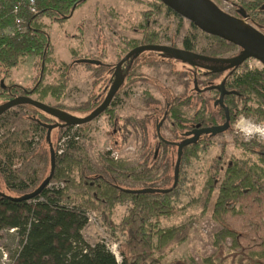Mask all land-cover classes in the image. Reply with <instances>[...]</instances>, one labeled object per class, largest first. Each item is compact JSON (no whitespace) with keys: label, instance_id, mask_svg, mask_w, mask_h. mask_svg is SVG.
Segmentation results:
<instances>
[{"label":"trees","instance_id":"16d2710c","mask_svg":"<svg viewBox=\"0 0 264 264\" xmlns=\"http://www.w3.org/2000/svg\"><path fill=\"white\" fill-rule=\"evenodd\" d=\"M88 1L34 0L35 10L31 12L29 0H0V105L15 98L31 97L36 93L41 96L49 94L55 100H60L68 87L70 75L78 66H84L91 76H94L93 85H96L100 73L108 67L104 62V50L99 56L91 59L84 58L72 50L69 64L56 65L50 37L54 24L61 25L70 20L75 11ZM235 6L238 13L250 14L247 23L256 29L259 24H264V19L258 18L259 14L264 15V2L237 0ZM163 14L181 19L155 1L149 10L142 13L143 23L138 29L143 37L139 41L121 39L124 49L159 45L157 43L160 35L150 30V25ZM110 17H117V14L110 12ZM16 18L21 21L19 26L15 24ZM98 23L99 20L96 19V27H99ZM192 28L197 31L193 25ZM78 32H82L81 27ZM76 37L77 35L70 36ZM208 37L211 40L210 45L198 54L209 58H223L224 55L237 50L232 44ZM194 39L185 37L181 48L197 53L193 45ZM100 41L99 30L96 46H99ZM170 46L180 48L175 43ZM239 53L240 50L230 58ZM141 55L125 68L124 82L103 114L114 116L117 96L127 80L137 77L135 64ZM160 56L186 67L188 71L185 75H189L186 87L192 85L191 94L166 98L162 109L165 116L170 117L174 131L182 134L181 142L184 134L193 128L225 123L224 110L217 106L216 113L213 112L215 110L210 111L206 99L201 94L204 90L215 92L214 103L220 94L216 88L223 81L226 90L233 92L223 98L230 126L241 115L257 122L264 121L263 67L252 69L243 63L236 69L220 73L214 71L220 68L216 64L196 61L189 65L161 53ZM28 59L34 60L32 66L35 71V84L31 88L19 86L11 80L12 72L24 65ZM86 60L96 63H85ZM52 71L58 74L59 80L53 85H48L46 80ZM112 71L111 85L115 78L114 67ZM201 71H205V74H201ZM225 73L226 76L218 85L217 79ZM201 76L206 79L205 82L199 81ZM200 85L204 88L200 89ZM103 101L104 99H96V96H93L79 111L82 114L91 111V114ZM192 101L200 106V117L186 119L178 107L191 106ZM141 102L145 107H161L160 103L148 94ZM17 108L28 110L31 115L21 114L19 111H8L0 115V132L7 131V137L0 143V177L7 190L14 194L11 196L0 192V232L14 230L20 236L15 264H164L155 258L154 253H162L171 245L181 244L187 239L194 225L193 220L187 219L180 225L169 228L162 226L163 220L177 215L184 208L180 209L175 204L179 197V182L174 186V174L173 178L170 176L172 163L169 153L171 149L177 148L176 166L178 145L160 139L162 155L159 160L160 151L148 147L147 126L152 116L127 122L133 127L138 126L144 137L143 147L146 150L144 149L134 161L119 162L111 158L110 152L99 154L93 160L82 161L77 156L79 150L73 142L78 136L67 139L63 152L58 155V144L69 133L53 147L51 134L56 129L50 132L49 140L47 133L48 126L53 125L55 118L30 105H20ZM55 108L59 109V106ZM67 128L70 130V127ZM38 131L45 133L44 141L49 148L48 157L42 150H31L34 143L31 138L27 140L29 135L32 136ZM209 138L213 137L204 135L194 144L185 146L182 149L180 164L189 157L196 156L200 141ZM235 144L249 156H254L255 160H229L221 167L218 164L213 168V173L209 174L201 196L192 199L188 204L201 206L209 211L212 220L220 228L213 238L215 252L205 260L206 264H264V142L236 141ZM51 149L55 153V168L48 186L32 200H11L32 193L50 176ZM19 150L23 152L19 153ZM221 160L222 158H219L217 162ZM47 162L50 164V173L45 177L44 166ZM71 165L79 168L77 184L73 183L68 172ZM123 204L128 205L127 216L116 224L112 220L114 207ZM89 211L99 212L102 224L111 235L120 234L124 237V243L118 250L120 261L103 243L90 246L83 240L81 233L88 224ZM165 264L188 263L175 261Z\"/></svg>","mask_w":264,"mask_h":264},{"label":"rangeland","instance_id":"374dc122","mask_svg":"<svg viewBox=\"0 0 264 264\" xmlns=\"http://www.w3.org/2000/svg\"><path fill=\"white\" fill-rule=\"evenodd\" d=\"M155 1L158 0H141L140 2L89 0L75 11L70 20L61 25L54 24L50 30V37L54 47L56 65L60 63L69 64L72 50L88 59L99 56L100 52L104 50V62L108 67H105V70L100 73L96 85H93L94 76L92 77L84 66H78L70 75V82L60 100H55L49 94L41 96L39 93L33 94L30 98L51 107L59 106L60 111L77 118L88 116L91 111L82 114L79 108L93 96H96V99H105L108 90L112 86L110 81L113 77V67L130 51L124 49L121 39L141 40L143 36L138 26L143 23L142 13L149 10L150 5ZM213 2L219 9L229 15L236 12L235 4L237 0H213ZM110 12L117 14V17H110ZM96 19L99 20V27H96ZM80 27L82 28L81 33L78 32ZM99 30L101 31V41L99 46H96ZM150 30L160 35V40L157 43L159 45L170 46L175 43L181 48L185 37L195 38L193 45L199 53L204 51L211 43L207 35L193 29L188 21L172 15L163 14L156 18L150 25ZM73 35H77V37L70 38ZM238 51L237 48L236 51L224 55L223 58H230L236 55ZM33 63L34 60L28 59L24 65L15 69L11 76L12 82L25 88H31L35 84ZM245 64L252 69L262 67L255 60H248ZM135 65L137 67L135 74L137 77L133 78L134 80H127L121 93L117 96L114 116L110 117L107 114H102L89 124L79 127L72 126L69 128L70 130L67 127L54 130L51 134L53 147L59 143V140L66 133H69L72 138L78 136L77 141L73 140V142L79 150L77 156L82 161L93 160L99 154L110 152L111 158L114 160L130 163L144 152L145 148L143 147L144 137L141 129L138 126L133 127L127 122H134L135 119L141 120L149 116H152V118L147 126L148 147L154 151H160L158 154L159 160L162 155L160 138L168 142L180 143L182 134L179 135L174 131L170 117H166L162 109L166 103V98L191 94L192 85L189 88L186 87L189 75H185V72L187 73L188 69L181 63L160 56V53L157 52L142 53ZM200 73L205 74V71ZM226 74L217 79L218 85ZM58 80V74L52 71L46 83L53 85ZM199 81L205 82L206 79L201 76ZM202 87L203 85L199 86L200 89ZM146 94L155 98L161 107L154 108L142 105L141 101ZM201 94L207 101L208 109L210 111L215 110L213 112L216 113L217 109L213 106L216 93L204 90ZM195 103V101H192L191 106L178 107L184 118L200 117L198 115L200 106L195 105ZM10 111L16 113L19 111L21 114L31 115L28 110H18L17 107ZM53 120L52 124L57 123L56 119ZM233 125L230 126L227 132L219 136L207 140L202 139L196 156H191L180 164L178 171L179 197H177L179 199H176L175 204L178 208L184 209L177 215L163 220L162 226L166 228L177 226L187 219L193 220L194 225L183 243L171 245L162 253H154L155 258L160 259L162 263L182 261L188 264H206L205 260L213 256L215 252L213 238L220 229L219 225L212 220L209 211L204 210L201 206H190L188 204L192 199L201 196L209 174L213 173V168L218 164L221 167L226 165L229 160H247L249 158L255 160L254 156H249L235 144L236 141H244L235 133ZM6 137L7 131L0 132V143ZM30 138L34 143L31 150H42L48 157L49 148L44 141L45 133L38 131L35 134L33 133L32 136L29 135L27 140ZM18 152L23 151L19 150ZM176 152L177 148H174L169 153L172 163L171 178H173L175 171ZM219 158H222V160L217 162ZM17 167L18 165L14 169ZM44 168V176L47 177L50 173L49 162L45 164ZM68 172L73 183L77 184L79 182V168L71 165ZM0 192L6 195H14L7 190L1 177ZM127 209V204L116 205L112 214L113 222L118 224L126 218ZM81 234L88 245L93 246L97 243H103L117 257L118 261L121 260L118 250L124 243V237L120 234L111 235L102 224L99 212H88V224ZM19 242L20 236L14 230L0 232V264H15L16 254L20 247ZM227 242L229 243V240Z\"/></svg>","mask_w":264,"mask_h":264},{"label":"water","instance_id":"95a60500","mask_svg":"<svg viewBox=\"0 0 264 264\" xmlns=\"http://www.w3.org/2000/svg\"><path fill=\"white\" fill-rule=\"evenodd\" d=\"M165 8L170 10L176 16L188 21L201 33L218 38L229 44L236 46L240 53L232 58H209L198 53L189 52L183 49H178L170 46L164 45H144L139 46L132 51H130L116 66L115 69V79L112 83V86L102 102V104L96 108L91 114L84 118H77L67 113L60 111L55 107L43 104L39 101H36L30 97H19L12 99L2 105H0V115L4 114L15 107L20 105H30L36 109L44 112L45 114L55 118L59 122L63 123L64 127L72 126H83L91 123L96 118L101 116L113 102L115 95L123 84V76L119 72L120 67L123 63L128 61L130 58H135L139 54L144 52H157L164 54L170 58L178 60L180 62L192 65L195 61L211 63L219 65L220 68L214 70L220 73L230 71L240 67L243 63L248 60H255L259 62L264 68V34L258 31L252 25L246 23L244 20L229 15L223 12L217 7V5L212 0H158ZM85 63L95 64V61L86 60ZM3 86V83H1ZM220 95L218 100L214 102V107L219 106L225 112L226 121L224 124L219 126H212L206 128H196L193 131L186 133V140L178 145V155L177 162L174 171V186L178 181V171L182 156V149L185 146L194 144L199 137L203 135L216 137L225 133L229 127V117L228 111L224 107L223 98L227 94H232L233 92H228L225 89L224 81L216 88ZM58 124L55 123L52 126H48L47 139H50V132L53 129H57ZM158 130V128H157ZM161 139V138H160ZM163 140V139H161ZM164 141V140H163ZM50 159H51V174L50 176L39 186L38 189L33 191L30 194H26L20 198L11 199L15 202L29 201L38 196L45 187L48 186L52 174L55 168V153L50 150ZM150 191H141V193H147Z\"/></svg>","mask_w":264,"mask_h":264},{"label":"clouds","instance_id":"9594fccd","mask_svg":"<svg viewBox=\"0 0 264 264\" xmlns=\"http://www.w3.org/2000/svg\"><path fill=\"white\" fill-rule=\"evenodd\" d=\"M233 128L244 142H251L252 140L264 142V121L257 122L248 116L241 115L234 122Z\"/></svg>","mask_w":264,"mask_h":264},{"label":"flooded vegetation","instance_id":"af4514ba","mask_svg":"<svg viewBox=\"0 0 264 264\" xmlns=\"http://www.w3.org/2000/svg\"><path fill=\"white\" fill-rule=\"evenodd\" d=\"M247 1H252V0H247ZM258 2H264V0H258ZM235 10H236V12H234V14L232 15V16H234V17H237V18H240V19H242V20H244L246 23H247V21L250 19V14H248V13H245V12H239L238 13V9L236 8V6H235ZM263 11H264V9H263ZM258 18L259 19H264V15H260L259 14V16H258ZM254 27V26H253ZM257 30L258 31H260L262 34H264V24H259L258 26H257ZM171 47V46H170ZM137 48V47H136ZM133 49H135V48H133ZM132 49V50H133ZM178 49H183V48H178ZM132 50H130V51H132ZM184 50V49H183ZM129 51V52H130ZM128 52V53H129ZM127 53V54H128ZM198 53V52H197ZM126 54V55H127ZM125 55V56H126ZM140 55V54H139ZM124 56V57H125ZM123 57V58H124ZM122 58V59H123ZM136 58V57H135ZM135 58H130L128 61H126L125 63H123L122 64V66L120 67V70H119V72L122 74V76H123V82H124V72H125V68L126 67H129L130 65H131V63H132V61L135 59ZM121 59V60H122ZM120 60V61H121ZM119 61V62H120ZM118 62V63H119ZM196 62V61H195ZM118 63L115 65V67H114V75H115V69H116V66L118 65ZM194 64V63H193ZM129 65V66H128ZM115 79V78H114ZM225 86V85H224ZM121 88V87H120ZM226 89V88H225ZM220 95V94H219ZM225 97V96H224ZM218 100V99H217ZM57 124H58V128L57 129H61V128H63L62 126H64L63 125V123H61V122H59L58 120H57ZM222 125V124H221ZM65 128V127H64ZM197 128V127H196ZM196 128H193V129H191L190 131H188L187 133H189V132H191V131H193L194 129H196ZM186 135V133L184 134V139L182 140V142L184 141V140H186L188 137H186L185 136ZM204 136V135H203ZM202 137V136H201ZM201 137H199V139L197 140V141H199L200 139H201ZM182 142H180V143H182ZM180 143H178L177 145H179Z\"/></svg>","mask_w":264,"mask_h":264},{"label":"built area","instance_id":"2783aa9c","mask_svg":"<svg viewBox=\"0 0 264 264\" xmlns=\"http://www.w3.org/2000/svg\"><path fill=\"white\" fill-rule=\"evenodd\" d=\"M28 5H29V8H30V11L31 12H34V0H29V3H28ZM17 12V9L15 8V13ZM15 24H16V26H19L20 24H21V21H20V19L19 18H16V20H15ZM70 138V136L69 135H67L66 137H64L61 141H60V143L58 144V146L60 147L59 149H58V155H60L62 152H63V149H64V144L66 143V140L67 139H69ZM77 137L74 139L75 141H77ZM90 221V220H89Z\"/></svg>","mask_w":264,"mask_h":264}]
</instances>
